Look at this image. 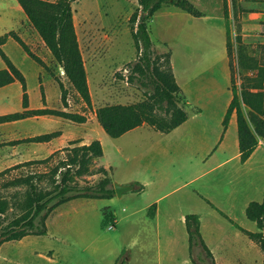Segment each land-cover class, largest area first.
I'll list each match as a JSON object with an SVG mask.
<instances>
[{
    "label": "rangeland",
    "instance_id": "1",
    "mask_svg": "<svg viewBox=\"0 0 264 264\" xmlns=\"http://www.w3.org/2000/svg\"><path fill=\"white\" fill-rule=\"evenodd\" d=\"M11 1L17 4L15 0H0V33L11 27L13 21L10 18H17L21 26L16 32L22 40L36 55L46 59L51 57V69L60 67L28 20L25 23L21 19L20 15L25 16L22 9H19V14L11 9ZM188 1L202 13L201 17H194L174 5L164 4L155 19L149 22V29L153 32L152 42L157 45H152L151 56L158 69L165 71L169 68L172 54L179 86L190 85L193 94L189 96L191 99L203 94L200 101L204 108L200 119L204 121L209 137L213 138L219 132L218 121L231 96L229 70L227 65L224 68L220 66L221 60L227 56L226 26L223 10L221 12L219 9L223 0ZM226 3L232 48L230 61L239 87L236 33H249L248 37L245 36L247 51L263 63L264 31H255L253 25L264 24V0H226ZM71 6L92 103L89 107L65 78L67 88L64 93L69 95L71 108L91 118L100 106L154 101L157 83L152 70L145 67L143 52L137 49L132 37L130 19L140 10L138 0H77ZM2 50L7 56H26L14 40H10ZM203 71L208 77L204 76V81H207L201 88L198 81ZM176 94L177 105L187 111L189 116L192 115L195 107L185 105L181 88ZM154 112L167 118L170 110L166 101L158 102ZM90 122L83 129V135L87 132L98 134L102 130L97 118ZM102 132L101 143L106 151L103 162L109 160L113 166L109 176L114 188L117 179H122L120 172L125 166L136 164L139 153L147 150V136L151 131L141 128L117 140ZM112 146L121 148L123 154H110ZM231 154L229 150L216 152L205 161L203 158L206 157L176 155L172 166L163 167L162 181L147 190L149 197H161L159 205L169 210L168 214H162L157 220L148 216V199L140 196L139 189H128L121 196L114 194L108 199H75L48 213L45 220L46 234L27 235L20 240L2 243L0 264H121L122 260L126 264H194L192 260L195 264H210L199 248L193 247L189 251L181 213L190 210L201 214V232L207 245L215 250L218 234L229 238L238 231L217 210L209 207L206 200L245 229L254 231L255 223L246 218L241 204L237 203L236 206L230 194L231 182L237 177L241 181L251 180L255 187L254 197L257 188H264V149L260 148L246 165L245 162L230 160L221 166H214L230 159ZM68 157L69 152L66 154ZM52 165L49 172L44 174L6 173L0 177V197L9 204L3 225L24 212L23 201L30 185L21 179L34 176L31 182L38 189L44 191L54 188L61 173L53 175L52 170L56 165L54 162ZM207 168L210 170L207 171ZM90 171L81 177H74L72 183L89 186L103 179V173L95 162L90 165ZM126 173L136 179L144 177L139 176L137 171ZM241 197L245 198L246 195ZM169 204L174 205V209L168 208ZM104 208H107V221H104ZM242 237L248 240L244 235ZM254 256L251 254L249 264H258L253 263Z\"/></svg>",
    "mask_w": 264,
    "mask_h": 264
},
{
    "label": "trees",
    "instance_id": "2",
    "mask_svg": "<svg viewBox=\"0 0 264 264\" xmlns=\"http://www.w3.org/2000/svg\"><path fill=\"white\" fill-rule=\"evenodd\" d=\"M25 14L33 30L43 41L55 62L64 71V77L72 85L81 99L91 106V96L87 83L86 70L73 21L72 2L77 0H16ZM140 10L135 12L130 21L132 23V37L137 49L143 52L142 59L147 69L152 70V76L157 83L154 101H142L135 104H114L100 106L96 110V118L103 131L111 138H118L124 133L138 126L146 124L160 132H170L183 124L187 113L177 105V92L180 90L172 74L170 62L168 70H159L151 56L152 41L147 22L161 9L162 5H174L194 17H201L202 13L188 0H138ZM223 16L226 26V48L229 57L230 89L232 99L223 118V129L228 126L233 113L236 116L237 136L240 151V161L245 162L256 146L258 138H264V61L261 63L251 56L246 44L242 41L239 32L236 34L237 66L240 72V85L237 87L230 61L232 52L229 13L226 0H223ZM8 38L15 40L23 51L39 66L48 69L45 62L36 55L15 31L7 32L0 36V56L6 68L0 71V87L18 80L24 91V105L26 106V83L21 72L15 67L8 56L3 52L2 45ZM140 70H142L140 66ZM64 96L63 87L60 84ZM166 101L170 114L167 118L155 114L158 102ZM28 114H50L63 118L83 122L84 116L70 112H59L51 109L27 111L5 117L0 121L13 120L25 117ZM55 133L33 138V141H43L52 138ZM69 151V157L64 162L53 168L56 174L59 168L61 177L54 183L51 190L38 189L31 180L34 176L21 179L30 185L25 200L23 201V214L14 218L9 224L3 225V217L9 208L8 201L0 197V245L11 240H20L27 235H43L47 232L45 224L48 213L56 207L75 199H108L115 192L111 185L109 171L99 167L103 179L96 185L79 186L72 183L74 177H81L90 173V165L103 156V148L99 140H93L87 145L74 146ZM7 172L0 173V177ZM39 177V176H38ZM54 180L53 178H51ZM40 180V179H39ZM150 215H154L155 206H151ZM107 208L103 209L104 221H107ZM219 213L231 222L238 230L258 244L263 253L264 264V198L262 202H251L245 211L246 217L257 224L258 232L248 231L226 214ZM113 220V219H112ZM185 229L188 237L189 251L193 247L199 248L200 253L215 264L213 255L205 244L200 233V216L188 214L185 217ZM195 264V262L192 260ZM121 264H126L125 260Z\"/></svg>",
    "mask_w": 264,
    "mask_h": 264
},
{
    "label": "crops",
    "instance_id": "3",
    "mask_svg": "<svg viewBox=\"0 0 264 264\" xmlns=\"http://www.w3.org/2000/svg\"><path fill=\"white\" fill-rule=\"evenodd\" d=\"M10 7L13 11L16 12V14L20 13L19 9L21 8L18 3L14 4L11 1ZM222 7L223 5L219 8L221 12L223 10ZM159 11H157L147 22L151 41L153 32L149 29V22L155 19L156 14ZM20 17L25 23L27 22L26 16L20 15ZM10 19L13 21V23H11L10 25L11 27L9 29L6 28L4 31H2V33H0V36L10 31L16 32L17 30H19V27L21 26L20 21L17 20V18H15V20L12 18ZM169 28L172 29V26L170 25ZM253 28H255V31L257 32L264 31V24H254ZM238 32L242 36V41L246 43L245 36L248 37L249 33H242V31ZM10 40L13 39L8 38L1 48L3 49ZM152 45L154 47H157V45H155L153 42ZM39 57L45 62L49 69H44L43 67L39 66L33 59L27 56V54L26 56H8V58L21 72L25 79L27 96L26 106L24 105V91L22 84L18 80H14L0 87V117L14 115L27 111L51 109L59 112H70L74 114H80L84 116L85 119L83 122H75L56 115L28 114L22 118L0 121V173H48L49 167L52 165V162H54L55 165L58 166L60 162H64L66 160V154L69 152L68 149L78 145H87L93 140H99L100 142L102 140L101 136L103 133V129L98 132V134L87 132L86 135H83V129L87 128L88 125L91 124L90 120H96L95 112L93 113V116L91 118H88L85 114L80 113V111H76L75 108H71L72 106L70 104L69 95H65L64 93L63 96L62 90L60 88V84L63 87V91L67 88L65 77L62 74L63 70H59L60 67L54 69L50 68V66L52 65L51 57L49 59L43 58L41 56ZM222 60L220 66L221 68H224V65H227V68L229 70L228 80L230 83L228 54L225 59L223 58ZM170 67L175 81L177 82V75L175 71L176 64L175 60H173L172 54L170 57ZM5 68L6 65L0 56V71L4 70ZM85 70L87 74L86 66ZM204 76H206V78L208 77L207 73L203 71V73L201 74V78L198 81L200 82L201 88L204 87V84H206L207 81V79L204 81ZM179 87L181 88V91L184 94L185 105L195 107L192 112V115L190 116L187 111H185L187 113V119L183 124L167 133L157 131L150 126L143 124L141 126L129 130L120 137L115 138V140H117L120 138L122 139L124 137H127L128 135L130 136L133 132L141 128H147L149 129V131H151L147 136V138L149 139V146L147 150L145 152L141 151L139 153L138 161L136 162V164L125 166L122 172H120L122 179H117L116 182L117 184L119 183L123 186H131L133 190L139 189L140 196L144 199H148L146 206L149 207V211L151 210V206H155L154 215H150V212L148 213V216L151 219L155 220L160 218L162 214H168L169 210L159 205L161 197H149L147 190L152 186L155 187L156 182L162 181L161 174H163V167L172 166L174 162V157L176 155L182 154L183 156H185L186 154H190L193 156L195 155L199 157H206L203 158L205 161L208 159V157L214 155L216 152H225L229 150L232 153L231 158L226 161H223L222 163H217L214 166H221L222 164L227 163V161L230 160L239 161L241 163L235 113L231 115L228 126L225 130L223 129L222 125L223 118L232 99V93L229 97L227 104L224 107L223 114L218 121L219 132L214 135L213 138H210L209 131L205 127L204 121L200 119V115L202 114V110L204 108V104L200 101V97H202L203 94H201L200 96L198 95L197 97L194 96L192 97L193 99H191V97L189 96H193V94L190 92V85L187 84L186 87ZM51 133H55V135L48 140H32L33 138L48 135ZM101 145L103 148V156L95 160L94 162L96 163L97 167H103L110 173L112 172L113 166L109 160L103 162V159L106 155V151L102 143ZM260 148L264 149V138H258V145L254 149L250 157L245 161L244 165L252 161L256 152ZM110 152V154L114 155L123 154V150L118 146H112ZM62 169L63 167L59 168L58 172H60ZM206 170L209 171L210 169L207 168ZM126 171H137L139 173V176L144 175V177L142 179H136L132 174L126 173ZM111 182L113 186L112 179ZM230 188L232 189L230 194L232 197H234L236 206L237 203L241 204V210L243 209L244 213L246 211L247 206L251 202H262L264 198V188L261 190L257 188V194L254 197L253 194H255V187L251 180L241 181L240 178L237 177L231 182ZM242 195H246V197L242 198ZM206 202L209 207L217 210L219 213L220 210H218L217 207L214 206L209 200H206ZM168 208L174 209V205L169 204ZM188 214L197 213H195V211L190 212V210L183 211L181 213V218L182 220H184V224L185 217ZM198 215L200 216V233L205 242V239L201 232L202 216L201 214ZM226 215L230 218L228 214ZM231 220L235 222L233 219ZM238 225L244 228L242 225ZM255 225L256 229L254 231L248 229L246 230L251 232H258L259 229L257 228V224L255 223ZM235 229L238 231V233H234L233 235L229 236V238H227L228 236L226 235L218 234L217 247L215 248L216 251L210 246H208L205 242V244L211 251L213 258L215 259L216 264H249L251 261V254H255L253 258V263L262 264L263 255L261 249H259L260 247L257 246L258 244L248 238L236 227ZM242 235L247 237L248 240H245Z\"/></svg>",
    "mask_w": 264,
    "mask_h": 264
},
{
    "label": "water",
    "instance_id": "4",
    "mask_svg": "<svg viewBox=\"0 0 264 264\" xmlns=\"http://www.w3.org/2000/svg\"><path fill=\"white\" fill-rule=\"evenodd\" d=\"M128 189H132V187L131 186H123V185H120L117 183L114 184V192L118 196H121L123 191L128 190ZM263 231H264V229H263Z\"/></svg>",
    "mask_w": 264,
    "mask_h": 264
},
{
    "label": "bare ground",
    "instance_id": "5",
    "mask_svg": "<svg viewBox=\"0 0 264 264\" xmlns=\"http://www.w3.org/2000/svg\"><path fill=\"white\" fill-rule=\"evenodd\" d=\"M84 2V1H83ZM85 5H86V3H85ZM84 6V5H83Z\"/></svg>",
    "mask_w": 264,
    "mask_h": 264
},
{
    "label": "built area",
    "instance_id": "6",
    "mask_svg": "<svg viewBox=\"0 0 264 264\" xmlns=\"http://www.w3.org/2000/svg\"><path fill=\"white\" fill-rule=\"evenodd\" d=\"M63 74V73H62Z\"/></svg>",
    "mask_w": 264,
    "mask_h": 264
}]
</instances>
